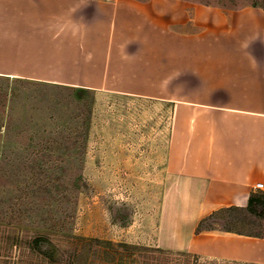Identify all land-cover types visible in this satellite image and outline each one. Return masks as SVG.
Here are the masks:
<instances>
[{
  "label": "crops",
  "instance_id": "obj_1",
  "mask_svg": "<svg viewBox=\"0 0 264 264\" xmlns=\"http://www.w3.org/2000/svg\"><path fill=\"white\" fill-rule=\"evenodd\" d=\"M5 1L28 27L9 58L0 53V76L168 105L158 248L264 264V236L217 223L256 221L249 200L264 194L256 188L264 185V9ZM260 226L264 234V220Z\"/></svg>",
  "mask_w": 264,
  "mask_h": 264
},
{
  "label": "rangeland",
  "instance_id": "obj_2",
  "mask_svg": "<svg viewBox=\"0 0 264 264\" xmlns=\"http://www.w3.org/2000/svg\"><path fill=\"white\" fill-rule=\"evenodd\" d=\"M192 1L264 8V0ZM5 2L0 53L9 58L13 39L28 25ZM169 123L168 105L157 100L0 76V264H50L24 243L44 228L59 231L53 240L75 264H180L182 258L145 251L159 247ZM217 223L262 233L259 220ZM188 264L214 263L190 258Z\"/></svg>",
  "mask_w": 264,
  "mask_h": 264
},
{
  "label": "trees",
  "instance_id": "obj_3",
  "mask_svg": "<svg viewBox=\"0 0 264 264\" xmlns=\"http://www.w3.org/2000/svg\"><path fill=\"white\" fill-rule=\"evenodd\" d=\"M254 7H257V6H254ZM73 89L75 91L82 92V93H92L91 91L85 90V89H76V88H73ZM247 211L250 212L251 214H255L257 220L263 221L264 220V194L263 195H253L252 194L249 200ZM63 231L64 230H61L60 234H62ZM56 234H59L58 230L54 231L53 228L51 230L44 228L42 231L36 233L31 239H29L28 241L24 243H26L27 248L32 253L39 255L40 257L45 259L50 264H61L68 260H70L69 262L70 264H75L74 262L75 259H73L75 258V256L69 255V252L65 251L63 246L59 245V242L57 243L55 240H53V237ZM255 236L262 237L264 236V234L263 233L255 234ZM93 243L97 244V246H100V242L98 240L91 241V244ZM112 245L114 248L123 249L124 251H130L134 249L133 247L128 246L126 244L125 245L124 244H112ZM145 251L153 252L161 256L167 257V258L168 257H174L176 259L182 258L183 259L182 262L178 261L180 264H188V260L190 258H193L194 261L205 260L202 257L197 256V255H192L189 253L171 252V251L163 250L160 248L145 249ZM207 261H210L211 263H214V264L219 263L218 261H214V260H207ZM234 264H239V263H234Z\"/></svg>",
  "mask_w": 264,
  "mask_h": 264
},
{
  "label": "built area",
  "instance_id": "obj_4",
  "mask_svg": "<svg viewBox=\"0 0 264 264\" xmlns=\"http://www.w3.org/2000/svg\"><path fill=\"white\" fill-rule=\"evenodd\" d=\"M263 187H264V185L263 184H258L257 186H256V188H258V189H263Z\"/></svg>",
  "mask_w": 264,
  "mask_h": 264
}]
</instances>
